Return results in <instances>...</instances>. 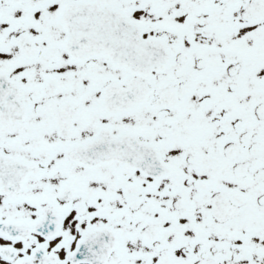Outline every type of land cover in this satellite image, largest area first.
Masks as SVG:
<instances>
[{
	"label": "snow or ice",
	"instance_id": "snow-or-ice-1",
	"mask_svg": "<svg viewBox=\"0 0 264 264\" xmlns=\"http://www.w3.org/2000/svg\"><path fill=\"white\" fill-rule=\"evenodd\" d=\"M0 264H264V0H0Z\"/></svg>",
	"mask_w": 264,
	"mask_h": 264
}]
</instances>
